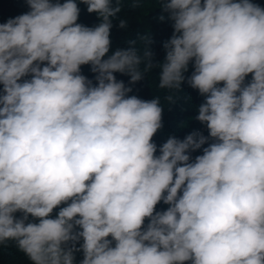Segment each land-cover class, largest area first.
I'll return each mask as SVG.
<instances>
[{"label": "clouds", "instance_id": "clouds-1", "mask_svg": "<svg viewBox=\"0 0 264 264\" xmlns=\"http://www.w3.org/2000/svg\"><path fill=\"white\" fill-rule=\"evenodd\" d=\"M25 3L0 23V246L31 264H264V7L155 0L173 28L158 63L149 32L109 55L123 0H79L93 27L77 0ZM154 68L169 105L185 83L204 98L208 136L154 142L160 96L129 95Z\"/></svg>", "mask_w": 264, "mask_h": 264}, {"label": "trees", "instance_id": "trees-1", "mask_svg": "<svg viewBox=\"0 0 264 264\" xmlns=\"http://www.w3.org/2000/svg\"><path fill=\"white\" fill-rule=\"evenodd\" d=\"M60 2L63 3L64 0H60ZM251 2L264 7V0H251ZM77 3L80 8L78 23L88 27H93L100 23L96 13H88L86 5L79 3V0H77ZM131 3L132 0H123L122 11L118 14L117 18L112 21L113 27L110 30L111 46L109 55L118 48H128V41L137 40L138 36H142L145 32H149L152 38L151 49L155 53L154 62L163 63L165 52L162 45L173 33L171 22L167 19L164 22H160L157 19L161 15V10L159 5L155 3V0H144L143 5L137 8H133ZM27 11H29V9L25 0H0V23H4L9 18L16 17ZM120 19H126L128 21L126 29H120L118 27ZM137 47L142 51L143 44L138 41ZM192 70L190 64L189 71L185 75H191ZM81 72L95 82L94 74L90 71L89 65L81 66ZM114 75L117 80H122L128 85L130 77L120 73H115ZM159 75L160 69L154 68L141 82L131 85L133 90L129 93V95H136L143 100H151L154 96H160L163 105V128L153 137L154 142L159 146L165 142L170 135L183 139L184 136L193 130H199L205 136H208L206 126L201 125L195 120V116L198 114L196 109L203 102L204 98L199 95L197 90L192 89L185 83L181 86V92L178 93L180 99H178L174 105H169L163 99V97L168 94L167 90L158 88ZM247 79L250 80L251 76ZM182 124H187V127H180ZM201 154L202 151H197L192 153V156L195 158L196 155ZM61 207H63V205H61ZM167 207V205L161 203L157 205V210L166 209ZM58 211V208L54 209L52 214L53 217ZM16 215L19 216L21 214L17 213ZM30 219L32 218L30 217ZM145 223H147V221ZM109 239H111V237H109ZM75 256V264H79L83 259V254L76 253ZM0 264H31V262L23 253L19 252L14 245L10 244L7 247L0 246Z\"/></svg>", "mask_w": 264, "mask_h": 264}]
</instances>
